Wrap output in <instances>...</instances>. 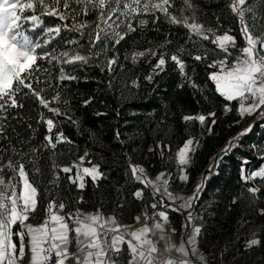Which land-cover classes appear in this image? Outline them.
Wrapping results in <instances>:
<instances>
[{
    "label": "trees",
    "instance_id": "16d2710c",
    "mask_svg": "<svg viewBox=\"0 0 264 264\" xmlns=\"http://www.w3.org/2000/svg\"><path fill=\"white\" fill-rule=\"evenodd\" d=\"M229 2L230 0H193L197 5L195 12L198 22L205 27L218 29L217 34L228 32L236 37L237 47L242 48L245 42L240 32L241 25L238 17L227 7ZM180 5L181 0H176V9ZM248 6L256 13L257 27L253 32L258 35L257 29L264 32V0H246L245 7ZM185 15L191 13L186 11ZM251 15L252 12L245 13V22L250 25L253 23L249 19ZM145 18L149 20L147 26L137 27L134 22L133 27H137V30L129 32L119 44L108 42L100 51L98 59H92L82 66H66L69 70L76 68L72 74L78 79L65 81L66 87L62 85L59 89L60 102L49 105L60 108L62 115L48 112L34 97L26 98L22 109H9L5 113L7 119L0 120V124L4 126L3 135L7 137L0 139V148L14 146L28 152L35 147L39 151L32 155L39 163L65 158L78 162L79 157L87 153L83 164L90 167L98 165L102 176L95 182L86 176L83 189H78L67 179L68 175L75 173V169L73 174L60 172L63 181L58 188L53 183L55 178L51 167L42 168L38 164L41 171L34 174L30 171L32 165L26 164L30 181L39 190V205L44 210L48 202L55 199L65 204V210H99L103 215L115 216L120 224L133 225L135 217L140 213L153 212L148 207L153 202V192L132 178L130 165L142 166L151 176L161 172L173 175L175 169L171 166V158L174 151L189 137L196 138L199 140V147L196 148L187 174L189 183L201 182L198 198L186 212L172 211L169 208L162 210L168 213L171 226L177 231L185 228V233L191 229V223L187 220L189 212L201 219L198 248L205 256L210 257L218 252L219 259L229 264H264V214H261L264 209V180L255 178L245 182L241 179L242 168L244 175H248L264 165V154L260 153L264 146V128L261 122H254L250 132L240 137L238 142L234 141L238 146L225 155L222 149L245 129L244 125L251 119H241L237 114L238 102L226 101L209 79V73L216 69L207 65L213 59H218L219 50L213 51L215 46L210 41H201L195 36L190 40L187 29L167 23L163 16L155 24L152 23L151 16ZM42 19L44 28L37 31L34 37L41 42L50 38L51 42L38 51H52L54 54L69 51L74 54L77 46L67 42L78 39V33L62 27L58 36L52 34L47 37L45 29L54 28L62 22L56 17L45 16ZM79 19L94 21L95 14L90 13ZM120 30L124 31L123 26ZM87 40L81 39L80 43ZM168 40L171 43H166ZM201 45L209 49L208 59L197 61L193 56L203 51ZM180 48L184 49L180 58L185 63L187 77L182 76L175 63L169 59ZM147 49L155 51L156 56L146 52L145 56L137 58L136 63L132 62V53ZM230 51L236 52L238 49L231 48ZM88 52L87 47L80 51L82 55H87ZM162 53H167L166 64L164 70H156L159 72L156 74L153 68ZM111 58H115L116 63L112 65L110 72L107 60ZM38 63L49 66L47 61ZM58 67L57 65L51 69L53 80ZM37 75L42 80L45 77L43 71ZM149 75L152 76L151 81L146 79ZM134 81L138 86L133 85ZM192 82L199 87H192ZM33 87L45 88L41 95L48 100L55 93L54 89L47 88L45 84H33ZM19 98L18 96L17 99ZM64 100L69 103L64 104ZM86 101L90 102L85 103ZM226 105H230L231 111L224 113ZM41 112L45 118H52L55 122L52 135L62 132L66 138L65 142L57 145L55 155L51 149L44 150L42 147L46 143L44 137L47 132L46 124L39 120ZM212 112L216 114L215 117H208L204 126L198 121L185 123L182 119L184 115L208 116ZM212 119L216 123L211 126L212 132L209 135L207 128ZM159 143L170 145L171 151L164 150L162 154L157 147ZM9 155L10 152L4 154L5 162ZM221 156L223 159H220ZM244 161L248 163L245 164ZM250 187H255L258 191L251 193L248 191ZM138 189H143L142 199L133 195ZM161 196L158 194L156 200ZM80 198L82 202L77 203ZM167 203L165 199V204ZM253 232H257L260 243L248 247V241L254 239ZM123 247L125 251L121 256V264H127V246Z\"/></svg>",
    "mask_w": 264,
    "mask_h": 264
},
{
    "label": "snow or ice",
    "instance_id": "6c2138e0",
    "mask_svg": "<svg viewBox=\"0 0 264 264\" xmlns=\"http://www.w3.org/2000/svg\"><path fill=\"white\" fill-rule=\"evenodd\" d=\"M245 5L246 0H230L227 4L231 12L239 19L240 32L245 42V46L237 51L235 59L229 63V57L233 56L230 49L236 47V37L228 32L217 34L218 29L205 27L203 23L198 22L195 12L197 5L193 3V0H181L178 9H176V0H0V120L7 119L5 113L9 109H22L24 100L28 97H34L48 112L57 116L62 115L60 108L49 107V105L53 102H60L59 89L65 81L78 79L72 74L76 68L69 70L66 66L77 64L82 66L92 59H98L100 51L107 46L108 42L119 44L129 32H135L137 27L147 26L149 20L145 17L148 16H151L153 24L163 16L167 23L187 29L190 40L195 36L201 41H210L211 45L215 46L213 51L218 49L219 53H223L221 58L213 59L208 63L209 68L216 69L209 73V79L215 85V90L226 101L238 102L237 114L241 119L245 115L251 116L264 106V32L254 35L253 29L257 27L256 13L250 6L245 7ZM169 9L176 10L170 11ZM26 10L31 14L24 15ZM186 11L191 15H185ZM246 12H252L249 17L253 21L251 25L245 22ZM90 13L95 14L94 21L79 19L87 17ZM45 16L56 17L62 22L54 28H47L48 34L58 36L62 27L68 31H74L78 33L79 38L69 40L67 43L77 47H87L88 54L82 55L79 51H76L74 55H70L69 51L58 54L52 51H38L46 47L51 39L41 42L29 33L43 24L42 18ZM69 20L71 23H68ZM134 22L137 27H133ZM92 23H95V28L87 33L88 40L81 44L80 40L85 35L84 30L91 27ZM122 26L124 31L120 30ZM166 43H171V41L168 40ZM201 48L203 51L193 56V59L197 61L208 59L209 49L204 45H201ZM183 51V48L178 49L169 59L175 63L181 75L187 77L185 63L180 58ZM146 52L156 56V52L152 49L134 52L130 57L132 62L136 63L137 58L145 56ZM166 55L167 53H162L154 65L153 71L156 74H159L156 70H164ZM38 61H47L49 66H44ZM115 63V58L107 60L108 71H112V65ZM57 65L59 66L58 72L53 80L51 69ZM41 71L45 74L43 80L37 75ZM146 79L151 81L152 76L149 75ZM33 84L37 86L45 84L47 88L54 89L55 93L51 100L41 95L45 88H34ZM133 85L138 86L135 81ZM191 86L199 87L194 82ZM18 96L19 99H17ZM63 103L68 104L69 102L64 100ZM229 111L231 107L226 105L225 112ZM215 115L214 112L209 113L208 116L184 115L182 119L185 123L198 121L201 126H204L208 117H215ZM260 116L264 117V111L260 112ZM39 120L46 124L47 132L44 137L46 143L42 147L44 150L51 149L52 154L55 155L57 145L65 142L66 138L62 132H57L55 136L52 135L55 122L52 118H45L43 112L40 113ZM215 123L216 120L212 119L211 125L207 128L209 135L212 132L211 126ZM251 130L252 125L250 124L233 137L222 152L227 155L230 149L238 146L234 141L238 142L240 137ZM3 132L4 126L0 124V139H7ZM117 138H119V132H117ZM194 140L195 138L189 137L175 154L178 171L181 172L179 179L185 182L188 179L186 166L190 164V154L199 147L198 140H195L194 147ZM67 142L71 143V141ZM157 147L161 149L162 154L164 150L171 151L170 145L159 143ZM38 151L39 149L35 147L28 152L18 150L14 146H9L7 149L0 148V264H20L25 256L26 248L31 254L30 264H52L53 256L55 264H67L68 261H72L73 264H121V256L125 251L124 245H127V264H194V261L189 258L190 255L200 260L203 259L197 256V237L200 228L193 226L187 241H182L177 246L171 242V237L165 228L169 221L168 213L165 210L155 211L158 204L161 209L169 208L177 212L190 209L192 201L198 198L201 185H197L192 196L187 198L174 195L169 191L170 178H165L166 173H159L153 180L147 177L145 169L139 165H130L131 175L134 180L143 184L144 188L153 189V202L148 207L154 210L151 215L148 211L143 212L144 222L141 227L131 230L133 226L118 223L115 216L105 217L99 210L85 214L80 209H76L75 212L62 215L65 204L61 202L57 205L55 199H51L46 205L44 209L46 216L41 224L35 226L27 224L30 214L37 209L39 190L30 181L26 164L32 165L30 169L32 173H40L39 161L32 155ZM8 152L11 155L5 162L4 154ZM87 155L85 153L84 156L79 157L78 162L74 161L69 166H59L53 162L52 168L55 172L53 183L59 181L60 172L71 174L73 169H75V174L68 175L67 179L78 189L85 187V176L91 177L93 182L97 181L102 176L98 165L82 167ZM25 157L28 159L25 160ZM220 159H223V156ZM88 163L91 164V161ZM244 163L248 162L244 161ZM9 172L12 175L6 181L5 176ZM241 173V179L245 182L257 177L264 180V165L248 175H244L242 168ZM18 187L19 193L17 192ZM161 187L164 189L163 195L156 200ZM248 191L255 193L258 189L250 187ZM133 195L137 199H142L143 189L136 190ZM165 197L167 204H165ZM176 200H181L182 203L178 207H173ZM80 202L82 198L77 200V203ZM261 214H264V209L261 210ZM192 219V214L189 212L188 222L191 223ZM135 221L140 223L141 216H136ZM17 225L19 227L14 232L13 229ZM175 231L171 229V232ZM13 236L18 238L19 247ZM26 237L28 238L27 245L25 244ZM161 241L164 242L163 253L175 251L176 255H168L161 259L163 253L158 247ZM73 243L75 251H70ZM259 243L258 239H251L248 241V247Z\"/></svg>",
    "mask_w": 264,
    "mask_h": 264
},
{
    "label": "rangeland",
    "instance_id": "374dc122",
    "mask_svg": "<svg viewBox=\"0 0 264 264\" xmlns=\"http://www.w3.org/2000/svg\"><path fill=\"white\" fill-rule=\"evenodd\" d=\"M28 13H31L30 11H28V10H26L25 11V13H24V15H26V14H28ZM26 27H27V25H26ZM42 28H44V24H42V25H40L39 27H37L36 29H35V31H33V32H30L29 34L33 37V38H35L34 37V34L37 32V31H39L40 29H42ZM93 28H95V23H92V25H91V27H89V28H87V29H85L84 31H85V35H84V37H83V39H88V35H87V33H89V32H91L92 31V29ZM262 33V31H261V29L259 28V29H257V32H256V34H261ZM45 35L48 37V36H50V35H52V34H48L47 32H46V29H45ZM36 39V38H35ZM36 40H40L39 38H37ZM78 49H77V51H81V49H83V47H77ZM234 49H240V48H238L237 47V45H236V47L234 48ZM237 53V51L236 52H233V56H231V57H229V63H231V61L233 60V59H235V54ZM70 54V53H69ZM75 54V53H74ZM74 54H70V55H74ZM81 54V53H80ZM224 54L223 53H219V57L218 58H221L222 56H223ZM264 108V106H262L261 107V109H263ZM224 111V113H226L225 112V109L223 110ZM254 115H255V113L253 114V115H251V116H248V115H245V117L243 118V120H248V119H251V118H253L254 117ZM195 140H198V139H196L195 138ZM195 140H194V147H195ZM199 141V140H198ZM178 151V149L177 150H175L174 151V153H173V155H172V158H171V166H173L174 167V169H175V173L173 174V175H170L168 172H164V173H166V179L167 178H170V181H169V191L170 192H172L174 195H179V196H183V197H185V198H187V197H189V196H192V194L194 193V191H195V189H196V187H197V185H200L201 184V182L200 181H197V182H195V183H189V176H188V174H187V169H188V167L190 166V164H191V161H192V157H193V155H194V153H192V154H190V164L188 165V166H186V175H187V177H188V179H187V181L185 182V181H182V180H180L179 179V177H180V175H181V172L180 171H178V165H177V159H176V156H175V154H176V152ZM196 151V150H195ZM260 153H262V154H264V146L260 149ZM53 162H55V164L56 165H59V166H69V165H71L73 162L72 161H70V159L69 158H65L64 160L62 159V160H58V161H53ZM53 162H49V161H41L40 163H39V166L40 167H42V168H48V167H51L52 168V164H53ZM82 167H90V166H88V165H85V164H83L82 165ZM53 169V168H52ZM54 171V170H53ZM57 172H58V169L56 170ZM71 174H73V173H71ZM75 174V173H74ZM73 174V175H74ZM12 175V173H7V175L5 176V179H8V177H10ZM146 175H147V177H149V178H151V179H155L156 177H157V175L156 176H151V175H149V174H147L146 173ZM43 177V176H42ZM53 177L55 178V172L53 173ZM59 181L57 182V183H55V185H56V187H58V188H60L61 186H62V179H63V176L59 173ZM86 177V176H85ZM30 179V178H29ZM55 180V179H54ZM151 190H152V192H153V189L151 188V187H149ZM163 192H164V189H163V187H161V189H160V195H163ZM18 193H19V189H18ZM60 196L58 195V198H59ZM37 199H38V206H37V209H36V211L34 212V213H31L30 214V217H29V220L26 222L27 224H31V225H39V224H41L42 222H43V220L45 219V216H46V213H45V210H43V208L39 205V196L37 197ZM164 199H166L167 200V198L165 197ZM195 201V200H194ZM194 201H192V205H193V202ZM182 203V201L181 200H176L175 201V203L173 204V207H178L180 204ZM56 204L57 205H59L60 203L58 202V200H56ZM192 207V206H191ZM83 213H85V214H88V213H95V211H93V210H89V209H80ZM158 210H162L161 208H160V205L158 204V206H157V209L155 210V211H158ZM188 210V209H187ZM187 210H181L182 212H186ZM154 211V210H153ZM68 212H75V209H73V208H69L68 210H65L64 209V212L63 213H61L62 215L63 214H66V213H68ZM143 213H140L138 216H141V222L140 223H136V221H135V223L133 224V225H131V226H133L132 227V229L131 230H133V229H135V228H137V227H140L142 224H143V215H142ZM150 215L152 214V213H149ZM105 217H108V215H104ZM192 217H193V219H192V221H191V229L189 230V232H187V233H185V228H183L181 231H177L175 228H173L172 226H171V224H170V222L168 221V223L165 225V228H166V230H167V232H168V234L170 235V237H171V242L172 243H174L175 245H177V246H179L180 244H181V242L182 241H187V239H188V235H189V233L191 232V230H192V227L193 226H196V227H201V219L200 218H198V217H196V216H194V215H192ZM149 224H151V221H149ZM19 227V225H17V226H15L14 227V229H13V231L15 232L16 231V228H18ZM171 229H175L176 231L173 233V232H171ZM257 232H253V235H254V239H258L259 240V238L257 237L258 236V234H256ZM13 239L17 242V247H19V241H18V238H16L15 236H13ZM27 243H28V238L26 237L25 238V244L27 245ZM125 246H127V245H125ZM158 247L161 249V252L163 253V249H164V242L163 241H161L160 243H159V245H158ZM70 251H75V244L73 243L72 244V246L70 247V249H69ZM168 255H172V256H175L176 255V253H175V251H173V252H171V253H163V255L161 256V259H163L165 256H168ZM30 256H31V254H30V252L28 251V249L26 248L25 249V256H24V258H23V260H21L20 261V264H30ZM197 256L198 257H202L203 259L202 260H200V259H198L197 257H193V256H191L190 255V259H192L193 261H194V264H229V262H227V261H225V260H220L219 259V254H218V252H216V253H214V255H212V256H210V257H207V256H205L200 250H199V248H198V237H197ZM53 258L55 259V257L53 256ZM67 264H73V262L72 261H68L67 262Z\"/></svg>",
    "mask_w": 264,
    "mask_h": 264
},
{
    "label": "built area",
    "instance_id": "2783aa9c",
    "mask_svg": "<svg viewBox=\"0 0 264 264\" xmlns=\"http://www.w3.org/2000/svg\"><path fill=\"white\" fill-rule=\"evenodd\" d=\"M264 111L263 109H260V111L256 112L254 117L251 118V121L247 124L244 125V128L246 129L250 124L252 125L254 122H261L262 128H264V117L260 116V112ZM259 136V135H258ZM7 181V179H5ZM19 187L17 188V192H18Z\"/></svg>",
    "mask_w": 264,
    "mask_h": 264
},
{
    "label": "crops",
    "instance_id": "0c3cea01",
    "mask_svg": "<svg viewBox=\"0 0 264 264\" xmlns=\"http://www.w3.org/2000/svg\"><path fill=\"white\" fill-rule=\"evenodd\" d=\"M257 178H259V177H257ZM108 216H111V215H108ZM141 227V226H140ZM137 228H139V227H137ZM137 228H135V229H137ZM135 229H133V230H135ZM199 236V235H198ZM52 264H55V259L53 258V260H52Z\"/></svg>",
    "mask_w": 264,
    "mask_h": 264
}]
</instances>
